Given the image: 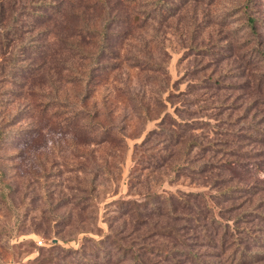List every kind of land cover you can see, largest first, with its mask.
<instances>
[{
  "label": "rangeland",
  "instance_id": "374dc122",
  "mask_svg": "<svg viewBox=\"0 0 264 264\" xmlns=\"http://www.w3.org/2000/svg\"><path fill=\"white\" fill-rule=\"evenodd\" d=\"M163 1L0 0V264H229L194 218L264 236L235 221L264 214L243 0Z\"/></svg>",
  "mask_w": 264,
  "mask_h": 264
},
{
  "label": "trees",
  "instance_id": "16d2710c",
  "mask_svg": "<svg viewBox=\"0 0 264 264\" xmlns=\"http://www.w3.org/2000/svg\"><path fill=\"white\" fill-rule=\"evenodd\" d=\"M160 3H162L164 7H167V5L165 4L163 0H160ZM260 6L264 7V0H243V3L241 4L240 7L242 9L241 18L243 20L244 29H246V31L252 36L253 41H254V47L249 51L253 55L249 58L259 59V61L264 63V38L263 40H260L261 35L259 33V26L262 27L264 24V21H263V18L258 14V12L256 13V10L254 9L255 7H260ZM262 141H264V139H262ZM209 147L211 149H215L214 144H211V145L209 144ZM202 149L205 150V148H202ZM235 164L242 166L241 168H239V170H237V172L236 170L234 171L233 169L235 174H237L235 175V179H238L239 174L241 175L242 172H243L242 174H245L248 168L244 167L242 164L238 162H235ZM256 167L259 168V166H256ZM189 169H193V168H189ZM244 189L245 188L238 187V186L227 187L222 192L215 194V197L220 198L221 201H226L225 199L231 200L232 197H236L233 195V192H241ZM256 209H258L256 206L251 207L249 211H245L239 214L236 217L235 221H244L243 217H251V218L254 217L255 220L264 222V214L253 212V211H256ZM194 221L197 224H199V222L202 221V224L200 223L198 227L203 237H206L207 235L211 234L209 232L210 229H212L215 232V236H219L217 245L220 247V249H224V247L226 246L225 243H226L227 238L228 240L231 239L229 244H232L235 248L233 252H231V254H229L227 258L225 259V261H229V264H245L244 262H246L247 260L243 259L244 256L250 257L249 260L252 261L251 264L260 261L261 258L264 257V253H260L257 251L250 253L247 251L249 246L264 247V236H260L259 234H256V231L254 229L246 228V227L237 228L236 226H232L233 229L229 230L228 226L220 225L216 223L212 218L210 220L207 218H205V220L194 218ZM235 223H238V222H235ZM208 224H209V228L207 229ZM257 231H264V229L257 230ZM206 242L211 244V241L209 239H206ZM84 253L85 252H82V254ZM187 255L192 256V259L196 263L204 264V262L197 261L198 258L194 254L189 253ZM135 261H138L139 264L141 262L137 258L135 259Z\"/></svg>",
  "mask_w": 264,
  "mask_h": 264
}]
</instances>
